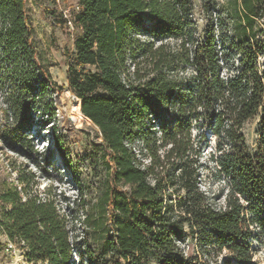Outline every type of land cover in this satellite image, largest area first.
<instances>
[{
	"label": "trees",
	"instance_id": "1",
	"mask_svg": "<svg viewBox=\"0 0 264 264\" xmlns=\"http://www.w3.org/2000/svg\"><path fill=\"white\" fill-rule=\"evenodd\" d=\"M78 1L68 87L98 128L107 163L85 216L94 245L87 260L217 264L223 256L224 264H253L251 239L264 234V40L254 32L264 0H231L241 33L228 48L211 32L196 36L191 0ZM26 8V0H0V87L8 86L7 110L23 139L34 111L50 108L52 85ZM146 18L152 39L137 37ZM171 38L178 42H163ZM251 119L252 146L243 133ZM206 132L216 138L210 160L222 205L199 189L196 146L208 143ZM137 141L147 165L132 151ZM55 201L48 190L0 180V232L34 264H72L78 243ZM187 240L186 253L179 243Z\"/></svg>",
	"mask_w": 264,
	"mask_h": 264
},
{
	"label": "rangeland",
	"instance_id": "2",
	"mask_svg": "<svg viewBox=\"0 0 264 264\" xmlns=\"http://www.w3.org/2000/svg\"><path fill=\"white\" fill-rule=\"evenodd\" d=\"M78 2L26 0L27 16L33 28L32 42L36 60L48 71L52 83L47 92L50 108L34 111L27 138L23 139L17 132V123L7 110L4 97L8 86L0 87V180H6L28 193L43 194L48 190L55 197L58 211L72 230V240L78 243L74 246L72 264H91L86 252L93 249V233L85 216L89 215V208L98 200L107 163L103 138L98 128L87 120L79 124L67 122L69 116H74L73 108L79 103L69 89L67 80L70 56L74 52V36L77 33V28L67 24V20L78 11ZM191 5L196 36L203 38L211 32L216 40L226 44V48L227 43L230 45L233 38L239 37L240 22L231 0H191ZM148 19L136 30L137 37L141 39H152L149 34L151 22ZM254 32L256 40H264V11L262 17L255 20ZM156 41V44L160 43ZM163 42L172 46L178 40L171 38ZM237 62L238 56L233 59L232 70L238 68ZM258 62L263 69L264 55L258 58ZM257 129L256 119L249 120L243 127L245 139L251 146L257 137ZM192 132L193 136L198 134L196 127ZM206 133L208 143L196 146L202 154L199 160L202 166L199 169V189L215 199L218 205H222L223 183L214 178L213 163L210 160L216 138ZM132 151L143 165L148 164L149 158L144 155L140 141L133 144ZM67 164H71L73 169ZM188 242L179 243L186 253L192 251ZM251 244L254 251L252 263L264 264V234H256ZM223 258L220 256L217 264H224ZM0 264L34 263L27 261L18 245L0 232Z\"/></svg>",
	"mask_w": 264,
	"mask_h": 264
},
{
	"label": "bare ground",
	"instance_id": "3",
	"mask_svg": "<svg viewBox=\"0 0 264 264\" xmlns=\"http://www.w3.org/2000/svg\"><path fill=\"white\" fill-rule=\"evenodd\" d=\"M73 111L75 112L74 116H69L67 118V122L70 124H75V123H80L82 120H87L89 122H91L89 119H87L86 117H84L80 111V103H77L74 108ZM92 123V122H91Z\"/></svg>",
	"mask_w": 264,
	"mask_h": 264
},
{
	"label": "built area",
	"instance_id": "4",
	"mask_svg": "<svg viewBox=\"0 0 264 264\" xmlns=\"http://www.w3.org/2000/svg\"><path fill=\"white\" fill-rule=\"evenodd\" d=\"M67 24L71 25V27L74 26L73 17H71L69 20H67Z\"/></svg>",
	"mask_w": 264,
	"mask_h": 264
}]
</instances>
